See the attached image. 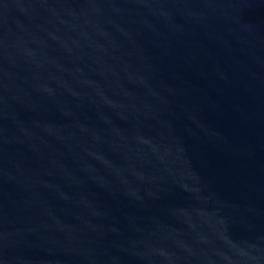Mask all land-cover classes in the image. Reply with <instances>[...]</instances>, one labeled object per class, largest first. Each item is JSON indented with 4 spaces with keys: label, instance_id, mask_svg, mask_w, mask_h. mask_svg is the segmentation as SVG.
I'll use <instances>...</instances> for the list:
<instances>
[{
    "label": "water",
    "instance_id": "water-1",
    "mask_svg": "<svg viewBox=\"0 0 264 264\" xmlns=\"http://www.w3.org/2000/svg\"><path fill=\"white\" fill-rule=\"evenodd\" d=\"M0 264H264V0H0Z\"/></svg>",
    "mask_w": 264,
    "mask_h": 264
}]
</instances>
